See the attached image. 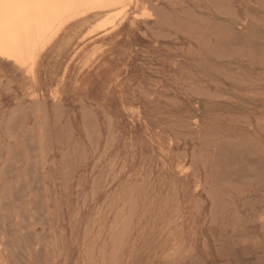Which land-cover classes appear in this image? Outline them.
Masks as SVG:
<instances>
[{"label": "rangeland", "instance_id": "374dc122", "mask_svg": "<svg viewBox=\"0 0 264 264\" xmlns=\"http://www.w3.org/2000/svg\"><path fill=\"white\" fill-rule=\"evenodd\" d=\"M256 1L139 0V6L113 17L102 13L68 25L33 71L0 60V156L6 165L0 174V206L6 212H0V231L4 243H12L2 248L0 264H11L7 257L17 259L12 264H31L36 255L41 259L36 256L32 264H264V0ZM155 5L166 13L164 23ZM194 31L200 41L210 42L197 40ZM220 34L226 38L219 39ZM234 36L237 48L228 45L223 53ZM15 116L23 126L13 135ZM34 132L42 136L35 145L50 141L52 148L40 145L35 161ZM23 136L34 138L26 143ZM216 165L228 173L222 170L217 178ZM7 176L17 178L15 184L10 180L13 190ZM15 196L39 202L36 208L34 201L23 203L27 216ZM13 205L21 207L18 217ZM31 242L38 254L30 250ZM13 250L20 254L10 256Z\"/></svg>", "mask_w": 264, "mask_h": 264}, {"label": "bare ground", "instance_id": "6f19581e", "mask_svg": "<svg viewBox=\"0 0 264 264\" xmlns=\"http://www.w3.org/2000/svg\"><path fill=\"white\" fill-rule=\"evenodd\" d=\"M259 1V3H260V1L261 0H258ZM258 1H256V2H258ZM194 2V1H193ZM223 2V1H222ZM181 3V2H180ZM179 3V4H180ZM261 3L263 4V2L261 1ZM130 5H136V6H139V0H0V60H3V61H8V62H12V63H14V64H16V65H20V66H28V67H30V69H29V71L32 69V71H33V69L35 68V66L37 65V63H38V61H39V58L41 57V55L53 44V42H55L56 41V39L60 36V34L66 29V27L68 26V25H70V24H73L74 22H77L78 20H80V19H83V18H86V17H89V16H97V15H99V14H102V13H108L109 15H111V13H112V15H113V13L114 12H118V10H122L123 8H127V7H130ZM176 5V4H175ZM185 5V4H184ZM218 6V5H217ZM222 6V5H221ZM224 6V5H223ZM154 7H156V8H159V7H157L156 5L154 6ZM260 7H262L261 5H260ZM151 8H152V6H151ZM150 8V9H151ZM160 8H162V7H160ZM160 8H159V10L158 11H160ZM214 8H215V6H214ZM221 8V7H220ZM227 8H230V7H227ZM232 8V7H231ZM264 7H262V9H263ZM124 9V11H126ZM163 9V8H162ZM153 10V9H152ZM154 10H156V9H154ZM145 11V10H144ZM147 11V10H146ZM145 11V12H146ZM158 11H156V13L159 15V13H158ZM187 11H189V10H187ZM187 11H184V13L185 12H187ZM223 11V10H222ZM121 12H123V11H121ZM193 12H195L194 10H193ZM224 12H226V10H224ZM230 12H232V11H230ZM230 12H228V14L227 15H229L230 14ZM120 12H118V14H119ZM149 13H151V12H149ZM160 13H161V15H160V17L163 19H161L160 17V22L162 21L163 23H164V21H165V18H163V15H164V17L166 16V13L164 14V11L162 10V11H160ZM192 13V12H191ZM234 13V12H233ZM118 14H115L114 16H115V18L118 16ZM142 14V13H141ZM156 14V15H157ZM163 14V15H162ZM186 14V13H185ZM188 14V13H187ZM108 15V16H109ZM111 15V16H112ZM135 15V14H134ZM220 15H222V14H220ZM223 15H224V13H223ZM227 15H225V16H227ZM248 15V14H247ZM107 16V15H106ZM137 16V15H136ZM140 16H142V15H140ZM144 16H145V13H144ZM147 16V15H146ZM149 16V15H148ZM200 15H198V17H199ZM232 16H234V14H232ZM113 17V16H112ZM153 17V16H152ZM202 17V16H201ZM104 18V17H103ZM102 18V19H103ZM105 18H107V17H105ZM203 18V17H202ZM207 18V17H206ZM111 19H113V18H111ZM168 20H169V17L167 18ZM170 19H171V17H170ZM198 19V18H197ZM106 20H108V18L106 19ZM158 20V19H157ZM175 20H176V18H175ZM202 20V19H201ZM115 21H116V19H115ZM170 21V20H169ZM169 21H166V23H169ZM186 20H184V22H185ZM203 21H204V19H203ZM98 22V21H97ZM101 22V21H100ZM108 22V21H107ZM120 22V21H119ZM160 22H157V24H159ZM171 22V21H170ZM175 22H177V21H175ZM183 22V27H184V23ZM188 22V21H187ZM102 23H103V21H102ZM108 23H110V21L108 22ZM207 23H208V20H207ZM213 23H215L214 21H213ZM100 24V23H99ZM99 24H95L94 26H96V27H99V26H97V25H99ZM105 24H107L106 23V21H105ZM120 24V23H119ZM162 24V23H161ZM112 25H114L113 23H112ZM164 25V24H163ZM186 25H188L187 23L185 24V27H186ZM107 25H105V27H106ZM166 26V25H165ZM172 26V25H171ZM170 26V27H171ZM189 26V25H188ZM205 27H204V29L206 28V27H208V25L206 26V25H204ZM211 26V25H210ZM115 27V26H114ZM184 27V28H185ZM226 27V26H225ZM224 27V28H225ZM228 27V26H227ZM93 28H95V27H93ZM173 28V30H174V28L175 27H172ZM210 28V27H209ZM213 27H211V29H212ZM218 28H219V26H218ZM223 28V29H224ZM92 29V28H91ZM100 28H97L96 30H99ZM104 29V28H103ZM112 29V28H111ZM176 29H178V30H180L179 28H176ZM185 29H188V27H186ZM191 29V28H190ZM197 29V28H196ZM203 29V28H202ZM208 29V28H207ZM206 29V30H207ZM220 29H222L221 27H220ZM177 30V31H178ZM198 30H200V28L198 29ZM209 30V29H208ZM215 30V29H214ZM90 31H94L93 29L92 30H90ZM90 31H88V32H90ZM110 31V30H109ZM108 31V32H109ZM174 31H176V30H174ZM193 31V30H192ZM211 30H209V32H210ZM220 30H218V32H219ZM87 32V33H88ZM159 32H160V30H159ZM158 32V33H159ZM179 32V31H178ZM180 32H182V30L180 31ZM197 32V34H200V33H202V34H204L203 32H198V31H196ZM206 32V31H205ZM213 32V31H212ZM234 32V31H233ZM90 33H92V32H90ZM94 33V32H93ZM105 33V32H104ZM153 33H154V30H153ZM177 33V32H176ZM184 33V35H185V33L186 32H183ZM182 33V34H183ZM89 34V33H88ZM103 34V33H102ZM162 34V33H161ZM163 34H164V32H163ZM162 34V35H163ZM168 33L167 32H165V34L164 35H167ZM187 34V33H186ZM194 34H195V31H194ZM211 34H213V33H211ZM217 34V33H216ZM229 34H231V32L229 31ZM234 35H235V33H233ZM232 34V35H233ZM90 35V34H89ZM164 35H163V38H164ZM172 35V34H171ZM196 35V34H195ZM221 35H224V34H220V38L219 39H221L223 36H221ZM228 35V34H227ZM239 35V34H238ZM85 36H86V34H85ZM85 36H84V38H85ZM91 36V35H90ZM155 36V35H154ZM156 36H157V33H156ZM158 36L160 37V34H158ZM167 36H169V35H167ZM189 37L190 36H192V35H188ZM197 36L198 35H196L195 36V38L197 39V40H199V37L197 38ZM239 36H241V34L239 35ZM174 37H175V35H174ZM204 37V36H203ZM205 37H207V36H205ZM204 37V38H205ZM238 37V36H237ZM249 37H251V35H249ZM191 38H194V37H191ZM224 38V37H223ZM223 38H222V40H223ZM225 38H226V36H225ZM224 38V39H225ZM234 38H236L235 36L234 37H232V41H233V43L232 44H230V42H229V39L231 40V37L230 38H228L227 39V41H226V43L228 42L229 44H226V48L224 49V51H222L223 53L225 52V50L228 48V45H229V50L231 49V47L233 46V44H235L234 43ZM243 38V37H242ZM253 38V37H252ZM255 38V37H254ZM201 39V38H200ZM237 39V38H236ZM239 39H240V37H239ZM194 40V39H193ZM203 40L204 39H202L200 42H203ZM207 39L205 38V42L206 43H209L210 41H206ZM258 40V39H257ZM198 41V42H199ZM237 41H238V39H237ZM240 41L241 40H239V42L238 43H240ZM222 42V41H221ZM261 42V41H260ZM224 43V42H223ZM237 43V44H238ZM257 43L259 44V42L257 41ZM262 43V42H261ZM221 44V43H220ZM225 44V43H224ZM241 44H242V42H241ZM243 44H246V42H243ZM248 44H249V42H248ZM257 44V45H258ZM201 45V44H200ZM203 45H205V43L204 44H202V46ZM232 45V46H231ZM256 45V44H255ZM254 46L255 47V49H256V47L257 48H259V47H261V46ZM201 46V47H202ZM208 46V45H207ZM207 46H205L206 48H207ZM213 46V45H212ZM212 46H211V48L210 49H212ZM223 44H221L220 45V47H221V49H223ZM238 46H240V44H238ZM242 47H243V45H241ZM241 46H240V48H241ZM247 45H245L244 46V48L246 47ZM252 46H253V44H252ZM254 47H253V49H254ZM203 49H204V46L202 47ZM234 48H237L236 47V44H235V46H233V49ZM210 49H208V51L210 50ZM239 49V48H238ZM243 49V48H242ZM242 49H239V50H241L242 51ZM213 51H214V47H213V49H212ZM211 50V51H212ZM228 50V49H227ZM226 50V51H227ZM237 50V49H236ZM235 50V51H236ZM244 50H246L245 52H247V49H244ZM210 51V54L213 56L214 54H215V52H213V54H212V52ZM233 51V50H232ZM232 51L230 52L231 54H232ZM241 51H240V53H241ZM238 52V51H237ZM245 52H243L244 53V55H245ZM250 52V51H249ZM262 52H264V51H262ZM253 53H255V51L253 52ZM257 53H259V51L257 52ZM256 53V54H257ZM247 54V53H246ZM237 54L235 53V56H236ZM238 55H239V53H238ZM264 55V54H263ZM262 55V56H263ZM216 57H218L217 55H215ZM222 56V55H221ZM241 56V55H240ZM248 56H249V54H248ZM255 56V55H254ZM258 56V55H257ZM256 56V57H257ZM224 57H227V55L226 56H224ZM246 57H247V55H246ZM228 58V57H227ZM230 58V57H229ZM248 58V57H247ZM258 58V57H257ZM264 58V57H263ZM222 59V58H221ZM225 59V58H224ZM253 59H255V57H253ZM264 62V61H263ZM261 73V72H260ZM33 76V75H32ZM241 80V79H240ZM241 81H244V80H241ZM247 81V80H246ZM248 83V82H247ZM190 91H191V89H190ZM200 91V90H199ZM198 91V92H199ZM203 91V89L200 91V92H202ZM205 92V91H204ZM204 92L202 93V94H204ZM192 94H194L193 92H191ZM196 94H197V91L195 92ZM208 92L206 91V94H207ZM213 93V92H212ZM36 94V93H35ZM57 94V93H56ZM211 94V93H210ZM53 95V94H52ZM182 95V94H181ZM212 96L213 95H215L216 96V94H211ZM184 96V95H183ZM212 96H211V98H212ZM54 97V96H53ZM208 97V96H207ZM55 98V97H54ZM20 99V98H19ZM56 99H54V101H55ZM169 100V99H168ZM174 101V100H173ZM172 101V102H173ZM167 102V101H166ZM171 102V101H170ZM171 102V103H172ZM175 102H178V101H175ZM35 103V102H34ZM174 103V102H173ZM21 104V103H20ZM33 104V103H32ZM178 105V104H177ZM32 107V106H31ZM37 107V106H36ZM42 107H46V105H44L43 104V106ZM18 109H19V107H17ZM41 108V107H40ZM47 108V107H46ZM22 109V108H21ZM36 108H34V110H35ZM42 110L44 111V109L42 108ZM16 111V110H15ZM15 111L13 110V113L16 115V114H20L21 116H22V114H21V112H18V111H20V110H18L16 113H15ZM30 111H32V109L30 110ZM38 111H41V110H38ZM23 112V111H22ZM25 112V111H24ZM32 112H34V111H32ZM36 113H37V111H35ZM34 112V113H35ZM45 113V112H44ZM18 114V115H19ZM41 114V113H40ZM17 115V116H18ZM19 115V116H20ZM47 115V114H46ZM14 116V115H13ZM12 116V117H13ZM17 116H15V118H14V122L12 123V128H11V130H13V131H15L14 133H13V135L17 132V127H19V124H18V118H19V116H18V118H17ZM21 116H20V119H21ZM37 117H38V114L36 115ZM48 116V115H47ZM23 117V116H22ZM38 120L40 119V117L39 118H37ZM45 119H46V117H45ZM37 120V121H38ZM108 120V119H107ZM20 122H21V120H19ZM34 121H36V118H35V120ZM33 121V122H34ZM194 121V120H193ZM40 122V121H39ZM45 122H46V120H45ZM49 122V121H48ZM36 123V122H35ZM34 124V123H33ZM33 124H32V127H33ZM37 124V123H36ZM39 124V123H38ZM110 123H108V125H109ZM186 124V123H185ZM5 125H7V124H5ZM8 125H9V123H8ZM21 125V124H20ZM40 125V124H39ZM38 125V126H39ZM10 127H11V124L9 125ZM8 126V127H9ZM23 126V125H22ZM22 126H20L19 128H21ZM44 126V125H43ZM30 127V126H29ZM41 127L42 126H40V132H42V135H43V139L45 138L44 137V134H43V129L45 128V127H47V125L45 124V126L44 127H42V129H41ZM49 127H50V125H49ZM190 127V126H189ZM6 129H8V128H6ZM10 129V128H9ZM9 129H8V131H9ZM32 129V128H31ZM46 129V128H45ZM48 129V128H47ZM39 130V128L36 130V131H38ZM7 131V130H6ZM7 131V132H8ZM49 132H50V129H49ZM18 133V132H17ZM26 134L28 133V130H27V132H25ZM24 133V134H25ZM35 133V132H34ZM33 133V134H34ZM44 133H45V131H44ZM7 134H10V133H7ZM32 134V135H33ZM37 133H35V135H36ZM12 135V136H13ZM28 135V134H27ZM26 135V136H27ZM34 135V136H35ZM46 135V134H45ZM11 136V137H12ZM16 136V135H15ZM39 136V135H38ZM38 136L36 135V138H34L33 136L30 138V137H28V138H30V139H32V138H34V139H32L31 141L33 142V144H30L31 142H30V139H26V137L25 136H23L20 140L21 141H23V139L25 138L26 140H27V142L26 143H28V142H30L29 144L30 145H34V147L35 146H39L38 147V150L36 151V152H34V150L33 151H31L30 150V152L32 153L33 152V154H35L33 157L34 158H32V159H34V161H35V159H36V157L41 153H39L38 154V152L40 151V149H41V146L40 145H44V143L45 144H47L48 143V145H50L51 144V142L49 141V139H50V136L48 135H46L47 137H49V139H45V140H48L49 142H50V144H49V142H47V141H45L44 143H42V144H40L41 143V141H37V142H39L38 144H40V145H35L34 143V141H35V139H40L41 138V140H42V136L40 135V137L38 138ZM184 136V135H183ZM8 137H9V139H10V135H8ZM205 138V137H204ZM210 138H211V136H210ZM11 139H14L15 140V137L14 138H11ZM214 139V138H213ZM225 139V138H224ZM29 140V141H28ZM44 141V140H43ZM42 141V142H43ZM171 141V140H170ZM222 141H224L223 139H222ZM225 141H226V139H225ZM232 141V140H231ZM218 142V144H219V142L220 141H217ZM229 142V141H228ZM26 143H24V145L26 144ZM211 143H213V142H211ZM235 143V142H234ZM22 145V151H23V142L21 143ZM37 144V143H36ZM217 144V145H218ZM14 144H12L11 146H13ZM48 145L46 146L47 148H48ZM11 146H7V147H9V148H7V150H8V152H10L9 150H11ZM15 146V145H14ZM27 145H25L24 147H26ZM46 147H44L45 148V150L47 149ZM50 148H48V149H52L51 148V145L49 146ZM238 147H240V146H238ZM243 147V146H242ZM13 148H15V147H13ZM27 148V147H26ZM1 149V148H0ZM27 149H29V148H27ZM30 149H33L32 147L30 148ZM42 150V149H41ZM12 151H13V149H12ZM27 151H29V150H27ZM27 151H26V157H28L29 155H28V153H27ZM47 151H49L50 152V150H46V152ZM205 151V150H204ZM203 151V152H204ZM236 151H238V150H236ZM2 152V151H1ZM13 152H16V151H13ZM24 152V151H23ZM229 152V151H228ZM233 152V151H232ZM17 153H19V152H17ZM16 153V154H17ZM43 153V152H42ZM205 153V152H204ZM236 153V152H235ZM242 153V152H241ZM15 154V155H16ZM183 154H186V153H184V151L182 152V154L181 155H183ZM191 154H192V152H191ZM223 154V153H222ZM234 154V153H233ZM249 154V153H248ZM37 155V156H36ZM47 155H48V152H47ZM227 155V154H226ZM235 155V154H234ZM234 155H233V157H234ZM239 155V154H238ZM9 156V155H8ZM14 156V154H12V157ZM18 156V160L20 159L19 158V155H17ZM16 156V157H17ZM36 156V157H35ZM40 156V155H39ZM41 156H43V154H41ZM197 156H198V154H197ZM206 156H208V155H206ZM219 156V155H218ZM31 157H32V155L29 157L30 159H31ZM200 158H202L201 156H199ZM220 158H222L221 156H219ZM225 157V156H224ZM227 157V156H226ZM225 157V158H226ZM231 157V156H230ZM6 158H7V156H6ZM15 158V157H14ZM39 158L40 157H38L37 158V160H38V162H39ZM42 158V157H41ZM40 158V159H41ZM44 158V157H43ZM183 158H184V156H183ZM196 158V157H195ZM205 158H207V157H205ZM208 158H210L209 156H208ZM217 158V157H216ZM228 158V157H227ZM2 156H0V174H2V173H4V169H5V166H3L2 167ZM7 159H9V158H7ZM13 159V158H12ZM28 159V158H27ZM186 159V158H185ZM198 159V158H197ZM254 159V158H253ZM6 160V159H5ZM14 160V159H13ZM17 160V161H18ZM29 160V159H28ZM43 160V159H42ZM195 160V159H194ZM200 160V159H199ZM209 160V159H208ZM221 160V159H220ZM227 160H229V159H226V162H227ZM250 160L252 161V159L250 158ZM255 160H257V159H255ZM17 161L16 162H14L13 163V161L11 162L14 166V173H19V172H17V170H18V165H17ZM41 161V160H40ZM198 161V160H197ZM206 161V160H205ZM230 162L232 161V160H229ZM245 160H243L242 162H244ZM254 161V160H253ZM252 161V162H253ZM20 162V161H19ZM199 162V161H198ZM216 162V161H215ZM214 162V163H215ZM218 162V161H217ZM216 162V163H217ZM222 162V161H221ZM224 162V161H223ZM248 162H250V161H248ZM10 162H8V164H9ZM34 163H36L35 165V168H37V161L36 162H34ZM202 163V162H201ZM205 163V162H204ZM213 163V164H214ZM237 163V162H236ZM251 163V162H250ZM43 164V161H41L40 162V164H38V165H42ZM223 164L221 163V166H222ZM232 165V164H231ZM243 165V164H242ZM245 165V164H244ZM249 165V164H248ZM252 165H254V163L252 164ZM256 165H258V164H256ZM9 166V165H8ZM26 166V165H25ZM24 166V169L26 168V170H30V169H27V166L25 167ZM28 166H29V163H28ZM197 166V165H196ZM217 166V169H215V170H217V172L215 173L216 174V177L219 175L220 176V174L222 173V170H223V172L224 171H226L227 170V172H226V174L228 173V170L229 169H226V170H224L223 168L224 167H222V170L220 169H218V168H221V166L220 167H218V165H216ZM223 166H227V165H225V163H224V165ZM229 166V165H228ZM236 166V165H235ZM246 166V165H245ZM262 166H264V165H262ZM262 166H259V167H262ZM10 167V166H9ZM8 167V168H9ZM33 167H34V164H33ZM258 167V168H259ZM29 168V167H28ZM38 168H40V166H38ZM37 168V169H38ZM230 168V167H229ZM235 168V167H234ZM258 168H255V169H257V170H259ZM24 169H22L23 170V172H24ZM186 169V168H185ZM203 170H204V167L202 168ZM206 169V168H205ZM244 169V168H240V171L242 172V170ZM263 169H264V167H263ZM22 170H21V172H22ZM36 170V169H35ZM219 170V171H218ZM235 170H237V168L235 169ZM235 170H231V168H230V171L232 172V171H235ZM248 170H249V168H248ZM252 170V169H251ZM260 170H262V168L260 169ZM8 171V170H7ZM10 171H12V174L14 175V173H13V170H10ZM9 171V172H10ZM28 171H25V172H28ZM30 171H32V175H33V170H30ZM38 171V170H37ZM205 171V170H204ZM221 171V173L219 174V172ZM229 171V172H230ZM239 171V170H238ZM9 172H7L8 174H9ZM24 172V173H25ZM210 172H211V169H210ZM258 172V171H257ZM256 172V173H257ZM217 173H218V175H217ZM255 173V174H256ZM29 174H31V173H29ZM35 174V173H34ZM207 174V173H206ZM213 174V173H212ZM215 174L214 175H212V178H213V176H214V178H215V180L217 179V178H219V177H215ZM225 174V173H224ZM232 174V173H231ZM237 174H239V173H237ZM244 174V173H243ZM11 174H9V176H10ZM16 175V174H15ZM24 175V178L26 177L25 176V174H23ZM240 175V174H239ZM238 175V176H239ZM251 175V174H250ZM20 176V175H19ZM27 176H28V173H27ZM30 176V175H29ZM28 176V177H29ZM206 176V175H205ZM233 176V175H232ZM244 176H245V174H244ZM244 176H241V177H244ZM252 176V175H251ZM255 176V175H254ZM12 176H10V178H11ZM32 177V176H31ZM33 177H34V179H33ZM32 177V179L29 177V179H31L32 181L34 180H36L35 179V176H33ZM234 177V176H233ZM236 177H237V175H236ZM253 177V176H252ZM7 179H8V176L6 177ZM14 178H16V177H14ZM13 178V179H14ZM212 178H211V176H210V179L212 180ZM213 178V179H214ZM245 178H246V176H245ZM254 178V177H253ZM3 178L2 177H0V181L2 180ZM11 180V179H8L9 181L11 180L12 181V183H14L15 184V182H13L14 180ZM17 179V178H16ZM26 179V178H25ZM28 178H27V180L26 181H28L29 180ZM196 179V178H195ZM194 179V180H195ZM221 179V178H220ZM234 179V178H233ZM238 179V178H237ZM239 179H240V176H239ZM6 182H7V180L6 179H4ZM3 180V181H4ZM243 180V179H242ZM245 180V179H244ZM4 181V182H5ZM11 181L10 182H7L8 183V186L11 184ZM16 181V180H15ZM25 181V183H26V185H27V182ZM29 182V181H28ZM217 182V181H216ZM221 182H223V179H222V181ZM225 182V181H224ZM234 182H235V184H236V181H235V179H234ZM10 183V184H9ZM30 183V185L32 184L31 183V181L29 182ZM28 183V184H29ZM239 184H236V185H240V181L238 182ZM34 185H35V183H33ZM1 186H2V184H0ZM12 185V184H11ZM21 185H22V183H21ZM21 185H19V186H21ZM197 185H199V184H197ZM234 185V184H233ZM1 186H0V188H1ZM18 186V187H19ZM32 187H33V185H31ZM210 186V185H209ZM241 186V185H240ZM12 188H13V185L11 186ZM18 187H15L16 188V190L15 191H17V189H18ZM27 187H28V185H27ZM201 187V186H200ZM202 187H204V184L202 185ZM8 188H10V186L8 187ZM12 188H10V189H12ZM22 188H23V186H22ZM35 188H37V186L35 187ZM196 188H198V187H196ZM195 188V189H196ZM3 189V188H2ZM28 189H30L31 190V187L30 188H28ZM1 190V189H0ZM13 190V189H12ZM22 190V189H21ZM21 190H19L20 192H18L19 193V195H21L20 193H22L21 192ZM30 190H28V195L30 194V192L32 191V190H34V188L30 191ZM37 190V189H36ZM35 190V191H36ZM11 191V190H10ZM38 191V190H37ZM48 191V190H47ZM8 192V191H7ZM12 192V191H11ZM26 192V191H25ZM34 192V191H33ZM32 192V193H33ZM9 193V192H8ZM24 193V192H23ZM34 193H36L37 194V192H34ZM33 193V194H34ZM3 194H4V192H3ZM12 194H14V192H12ZM17 193H15V195H16ZM35 194V195H36ZM2 195V194H1ZM24 194H22V196H23ZM50 195V194H49ZM5 196V195H4ZM21 196V197H22ZM30 196H32V195H30ZM30 196H28V198L30 197ZM1 197V196H0ZM3 197V196H2ZM15 197H17V199L15 198ZM14 198H15V201L16 200H18L19 198H18V196H15ZM20 197V198H21ZM5 198V197H4ZM33 198V197H32ZM31 198V199H32ZM36 198H37V195H36ZM30 199V198H29ZM38 199V198H37ZM47 199V198H46ZM4 200V199H3ZM20 200V199H19ZM18 200V202H19V204L21 203V207H23V211L25 210V207L24 206H22L23 205V203H28V202H32V201H34V200H27L28 202H25V199H24V201H22V202H20ZM1 201V200H0ZM15 201L13 202V204L15 203ZM17 202V201H16ZM18 202L15 204V205H18ZM35 202V201H34ZM34 202H33V204H34ZM38 200L35 202L36 203V205H35V208L37 207V204H38ZM30 203H28V205H30ZM3 204H4V201H3ZM7 204H9L7 207L8 208H10V203H6L5 205H7ZM249 204V203H248ZM15 205H13V210L14 211H16L17 209L14 207ZM46 205H47V201H46ZM45 205V206H46ZM27 206V205H26ZM2 207V208H1ZM20 207V206H19ZM19 207H18V210L16 211V212H14L16 215L17 214H19L18 213V211L20 210L19 209ZM20 207V208H21ZM29 207V206H28ZM42 207H43V205H42ZM0 212H2V210H3V205H1L0 206ZM7 208V209H8ZM30 208V207H29ZM7 209H5L6 211H7ZM42 209L43 208H41V211H42ZM46 209H48L47 207H46ZM5 210H4V212H5ZM10 210V209H9ZM25 212V214L27 213V216H28V212L27 211H24ZM3 213V212H2ZM7 213L9 214L10 212H8L7 211ZM42 213H43V211H42ZM21 214V213H20ZM36 214V213H35ZM235 214H236V212H235ZM2 215H5L6 216V212H5V214L3 213ZM10 215V214H9ZM15 215V216H16ZM43 215V214H42ZM45 215H46V213H45ZM37 216H38V214H37ZM40 216H41V214H40ZM240 216V215H239ZM262 216V215H261ZM17 217H18V215H17ZM16 217V218H17ZM26 217V216H25ZM46 217H47V215H46ZM32 219H34L35 218V215H34V217H31ZM38 218V217H37ZM40 218V217H39ZM10 219V218H9ZM8 219V217H7V220H9ZM25 219H27V218H25ZM32 219H30L29 220V218L27 219V221L26 222H28V220L30 221V222H32L31 220ZM43 219V218H42ZM262 219V218H261ZM35 220V219H34ZM33 220V221H34ZM38 220V219H37ZM41 220V219H40ZM39 220V221H40ZM243 220V219H242ZM253 220V219H252ZM36 221V220H35ZM34 221V222H35ZM39 221H38V223H39ZM244 221V220H243ZM4 222V221H3ZM24 221H22V223H23ZM30 222H28V224H30ZM42 222V221H41ZM262 222V221H261ZM13 223V222H12ZM21 223V222H20ZM45 223V222H44ZM47 223H49V222H47ZM47 223L45 224V225H47ZM244 223V222H243ZM242 223V224H243ZM14 224V223H13ZM34 224V223H33ZM247 224V223H246ZM17 225H19V223H17ZM23 225L25 226L26 225V223L24 224L23 223ZM31 225V224H30ZM29 225V229H28V233L29 232H31L32 230L31 229H33V227L35 226V224L31 227ZM10 228H11V224H9L8 225ZM24 226H23V228H24ZM42 227V229H43V225L41 226ZM239 227V226H238ZM1 229V228H0ZM18 229V228H17ZM26 228H24V230H25ZM11 230V229H10ZM12 230H14V229H12ZM23 230V231H24ZM15 231V230H14ZM4 232V231H3ZM2 231H0V253H2V248H5V245H7V243L8 242H6V244L4 243V241H5V238L3 237V235H4V233H3ZM25 232V231H24ZM15 233V232H14ZM14 233H11L10 232V234H14ZM18 233L19 234H21V231L19 230L18 231ZM6 235H7V233H5ZM32 234V233H31ZM30 234V235H31ZM50 234V233H49ZM233 234H235V233H233ZM14 235H16V233L14 234ZM29 235V234H28ZM28 235H27V237H28ZM41 235V234H40ZM40 235H39V237H40ZM43 235H44V232H43ZM42 235V236H43ZM47 235V234H46ZM17 237H19L20 236V239H19V241L22 239L21 238V236H22V234L21 235H19L18 236V234L16 235ZM24 236V235H23ZM22 236V237H23ZM36 236V233H35V235L33 236L32 235V237L34 238ZM236 236H237V234H236ZM30 237V236H29ZM38 237V236H37ZM44 237V236H43ZM46 237H48V236H46ZM13 238V237H12ZM15 238V237H14ZM13 238V240H15ZM233 238V237H232ZM25 239V238H24ZM36 239H40V238H36ZM48 238H46V239H44V240H47ZM34 240V239H33ZM43 240V241H44ZM255 240V239H254ZM8 241V240H7ZM16 241V240H15ZM28 241V240H27ZM40 241H42L41 239H40ZM39 240H37L36 242H38V243H41ZM36 242L35 243H33V242H31L30 243V245L33 247V244L34 245H36ZM50 241L48 240V243H47V246H51V243H49ZM254 242V241H253ZM10 243V242H9ZM8 243V245H11V244H9ZM24 243V242H23ZM27 243H29V242H27ZM27 243H26V245H27ZM44 243V242H43ZM18 244V243H17ZM49 244V245H48ZM7 245V246H8ZM16 245V244H15ZM19 245V244H18ZM17 245V246H18ZM24 244H22V246H23ZM232 245V244H231ZM31 246H29L30 248H31ZM40 246V245H39ZM38 245H37V249L38 248H40ZM46 246V245H45ZM46 246V247H47ZM262 247L264 246V244H262L261 245ZM14 248H15V246H13ZM12 247V248H13ZM6 248H8V247H6ZM5 248V249H6ZM19 248L22 250V248L21 247H18L17 249L19 250ZM25 248H28V245H27V247H25ZM29 248V249H30ZM48 248H51V247H48ZM233 248V247H232ZM5 249H4V252H5ZM9 249H10V247H9ZM28 249V250H29ZM33 249V250H32ZM42 249V248H41ZM52 249V248H51ZM51 249H47L48 250V252H49V250H51ZM28 250H26L27 252H28ZM31 251H34L35 249H34V247L33 248H31L30 249ZM43 250H44V248H43ZM53 250V249H52ZM257 250V249H256ZM10 251V250H9ZM14 251V250H13ZM12 251V253H10L11 255L10 256H13V253L16 255V250L13 252ZM36 251V253H37V251L38 250H35ZM20 252V251H19ZM24 252V251H23ZM30 252V251H29ZM42 252H44V251H42ZM47 252V253H48ZM51 252V251H50ZM49 252V254H47L48 256L51 254ZM18 253V252H17ZM32 253V254H31ZM31 253H28L29 255H32V256H34L35 254H33L34 252H31ZM254 253H256V252H254ZM264 253V252H263ZM18 254H20V253H18ZM18 254L16 255V256H18ZM23 254V253H22ZM38 254V253H37ZM39 254H41V253H39ZM53 254V253H52ZM257 254V253H256ZM9 255V254H8ZM14 255V256H15ZM46 255V254H45ZM46 255V256H47ZM15 256V257H16ZM27 256L28 255H26V258H27ZM37 256V255H36ZM36 256H34L33 258V261L36 259L35 257ZM47 256V257H48ZM1 257H3V256H1ZM31 257V256H30ZM13 259H15L14 257H12ZM20 257H18V259H19ZM23 258V257H22ZM37 258H38V256H37ZM50 259H51V257H49ZM245 258V257H244ZM7 259L8 260H11V261H9L11 264H12V260L13 259H11L10 257L8 258L7 257ZM41 258H38V260H40ZM44 259V258H43ZM48 259V258H47ZM50 259L48 260V261H50ZM263 260V259H262ZM15 262L17 261V259H15L14 260ZM33 261H31V264H32V262ZM15 262H13V263H15ZM18 262V261H17ZM27 262H29V260L27 259ZM35 262V261H34ZM47 262V261H46ZM51 262V261H50ZM50 262L49 263H47V264H50ZM250 262V261H249ZM19 263H20V261H19ZM22 263H24L23 261H21V264ZM39 263V262H38ZM37 263V264H38ZM40 263H42V262H40ZM39 263V264H40ZM45 263V262H44ZM16 264H18V263H16ZM25 264V263H24ZM34 264V263H33ZM248 264V263H247ZM250 264V263H249Z\"/></svg>", "mask_w": 264, "mask_h": 264}]
</instances>
